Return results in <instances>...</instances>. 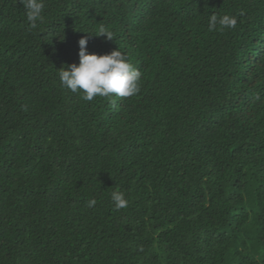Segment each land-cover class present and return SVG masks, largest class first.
<instances>
[{
  "label": "trees",
  "instance_id": "trees-1",
  "mask_svg": "<svg viewBox=\"0 0 264 264\" xmlns=\"http://www.w3.org/2000/svg\"><path fill=\"white\" fill-rule=\"evenodd\" d=\"M44 3L0 0V264H264V0ZM81 38L140 91L62 88Z\"/></svg>",
  "mask_w": 264,
  "mask_h": 264
},
{
  "label": "clouds",
  "instance_id": "clouds-1",
  "mask_svg": "<svg viewBox=\"0 0 264 264\" xmlns=\"http://www.w3.org/2000/svg\"><path fill=\"white\" fill-rule=\"evenodd\" d=\"M26 10V19L30 29H37L38 22H43L44 0H19ZM239 15H243L241 11ZM236 15L211 14L208 19V32L224 33L226 30H235L237 27ZM104 35L108 40L115 38L113 31L101 25L96 33ZM79 45V63L62 67L58 72L60 86L71 93L79 94L85 102H91L96 97L112 98L131 97L140 91L142 72L130 62L126 54L119 48L108 54L98 55L87 52V39L81 38ZM260 100V96L255 97ZM110 199L116 211L128 207L129 201L125 193L114 190ZM95 198L87 201L88 207H94Z\"/></svg>",
  "mask_w": 264,
  "mask_h": 264
}]
</instances>
